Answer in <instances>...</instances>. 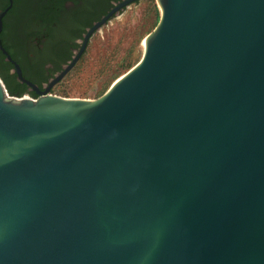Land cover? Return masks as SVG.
Here are the masks:
<instances>
[{
	"label": "water",
	"instance_id": "obj_1",
	"mask_svg": "<svg viewBox=\"0 0 264 264\" xmlns=\"http://www.w3.org/2000/svg\"><path fill=\"white\" fill-rule=\"evenodd\" d=\"M156 2L96 98L0 78V264H264V0Z\"/></svg>",
	"mask_w": 264,
	"mask_h": 264
},
{
	"label": "flooded vegetation",
	"instance_id": "obj_2",
	"mask_svg": "<svg viewBox=\"0 0 264 264\" xmlns=\"http://www.w3.org/2000/svg\"><path fill=\"white\" fill-rule=\"evenodd\" d=\"M122 1L0 0V12L7 8L2 17L1 43L18 65L21 75L31 83L17 77L14 63L0 50L15 94L36 98L48 87L47 92L54 94L56 85L73 67L50 86L56 74L81 51L78 61L93 36L138 0L120 6ZM105 16V22L92 29L85 40L86 34Z\"/></svg>",
	"mask_w": 264,
	"mask_h": 264
},
{
	"label": "rangeland",
	"instance_id": "obj_3",
	"mask_svg": "<svg viewBox=\"0 0 264 264\" xmlns=\"http://www.w3.org/2000/svg\"><path fill=\"white\" fill-rule=\"evenodd\" d=\"M159 14L156 0H138L116 15L93 36L84 54L56 85L54 94L96 98L140 59V43L155 26Z\"/></svg>",
	"mask_w": 264,
	"mask_h": 264
},
{
	"label": "trees",
	"instance_id": "obj_4",
	"mask_svg": "<svg viewBox=\"0 0 264 264\" xmlns=\"http://www.w3.org/2000/svg\"><path fill=\"white\" fill-rule=\"evenodd\" d=\"M137 61H138V60H137ZM137 61H136V62H137ZM136 62H135V63H136ZM135 63L130 64V65L128 66V68L126 69V71H127L131 66H133ZM5 66H6V62L4 61V56L0 54V74L2 75L3 83H4V85H5L7 91L9 92L10 95L19 96V95L15 94V93H16V91H15V87L12 86V84L10 83V78H9V75L7 74V70H6ZM4 70H5L6 72H2V71H4ZM118 76H119V75H118ZM118 76H116V77L111 81V83H112V82H113ZM111 83H110V84H111ZM104 91H105V90H104ZM104 91H102L100 94H102ZM100 94H99V95H100ZM99 95H98V96H99Z\"/></svg>",
	"mask_w": 264,
	"mask_h": 264
}]
</instances>
